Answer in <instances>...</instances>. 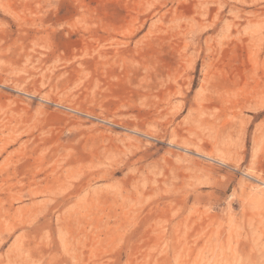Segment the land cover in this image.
I'll list each match as a JSON object with an SVG mask.
<instances>
[{
    "label": "rangeland",
    "instance_id": "rangeland-1",
    "mask_svg": "<svg viewBox=\"0 0 264 264\" xmlns=\"http://www.w3.org/2000/svg\"><path fill=\"white\" fill-rule=\"evenodd\" d=\"M0 264H264V0H0Z\"/></svg>",
    "mask_w": 264,
    "mask_h": 264
}]
</instances>
